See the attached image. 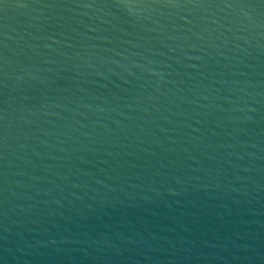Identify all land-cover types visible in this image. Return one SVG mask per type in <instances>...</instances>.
I'll list each match as a JSON object with an SVG mask.
<instances>
[{
    "label": "water",
    "instance_id": "1",
    "mask_svg": "<svg viewBox=\"0 0 264 264\" xmlns=\"http://www.w3.org/2000/svg\"><path fill=\"white\" fill-rule=\"evenodd\" d=\"M0 65V264H264V0H4Z\"/></svg>",
    "mask_w": 264,
    "mask_h": 264
},
{
    "label": "snow or ice",
    "instance_id": "2",
    "mask_svg": "<svg viewBox=\"0 0 264 264\" xmlns=\"http://www.w3.org/2000/svg\"><path fill=\"white\" fill-rule=\"evenodd\" d=\"M4 0H0V4H2ZM0 74H2V65H0Z\"/></svg>",
    "mask_w": 264,
    "mask_h": 264
}]
</instances>
